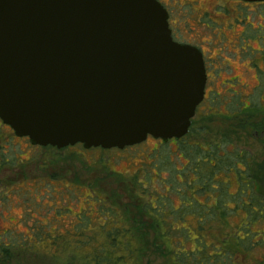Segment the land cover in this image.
I'll return each mask as SVG.
<instances>
[{"label": "water", "instance_id": "1", "mask_svg": "<svg viewBox=\"0 0 264 264\" xmlns=\"http://www.w3.org/2000/svg\"><path fill=\"white\" fill-rule=\"evenodd\" d=\"M206 85L158 0H0V119L34 146L180 140Z\"/></svg>", "mask_w": 264, "mask_h": 264}, {"label": "trees", "instance_id": "2", "mask_svg": "<svg viewBox=\"0 0 264 264\" xmlns=\"http://www.w3.org/2000/svg\"><path fill=\"white\" fill-rule=\"evenodd\" d=\"M263 83L256 88L259 103L252 99L250 106H242V101L239 114L264 109V94L260 92ZM210 96L209 93L202 106L212 102ZM193 136L192 128L180 140L166 143L158 140L150 165L144 168V180H139V175L133 181L136 188H141L137 192L141 211L153 221L155 239L162 245L159 251L169 264H264V193L259 189L251 153L234 147L226 138L218 144L204 146L191 140ZM16 139L12 130L0 129L1 176L23 168L28 162L18 153ZM47 178L51 181L31 177L19 184L0 178V213L20 205L25 212L19 222L29 231L20 237L11 235L12 228L0 233V264L16 261L21 264L25 254H37L43 262L51 261L50 264L58 261L60 264H139L141 250L127 216L92 189L90 194L84 192L83 186L74 184L51 189L52 181H59V177L53 174ZM153 189L157 192L151 194ZM44 195L49 199L47 203ZM51 198H59L61 204ZM89 198L97 205L96 217L100 219L97 225L91 222L97 220L93 218L95 211L86 207L65 233L53 234L50 242L32 246L30 236L34 231L52 232L49 222L45 224L37 216L42 210L60 206L70 214L71 209L64 205L84 200L91 207ZM29 218L35 221L30 226Z\"/></svg>", "mask_w": 264, "mask_h": 264}, {"label": "rangeland", "instance_id": "3", "mask_svg": "<svg viewBox=\"0 0 264 264\" xmlns=\"http://www.w3.org/2000/svg\"><path fill=\"white\" fill-rule=\"evenodd\" d=\"M158 1L168 11L170 29L175 36L202 50L210 75L208 91L212 102L204 104L198 111L193 124L194 136L190 139L210 146L226 138L234 147L249 151L254 172L259 178V189L264 193V109L248 110L237 115L243 106L242 101L251 105L250 100L253 103L252 99H257L259 103L256 88L264 81V3L242 0ZM260 92L264 94V88ZM211 107L213 110H208ZM1 143L5 145V142ZM14 143L22 159L28 162L23 168H15L5 176L1 174L0 178L17 181V184L31 177L46 178L50 182L51 179L47 177L54 174L59 177V181H52L51 189L60 190L67 184L83 186L86 194H90L92 189L127 216L128 225L133 228L141 250L139 264H169L159 251L162 245L155 239L152 219L141 211V200L137 195L141 188L133 185L139 175V180H144V168L150 165V156L154 155V150L159 146L158 140L149 138L139 146L106 151L84 150L80 147L38 149L24 139H16ZM30 184L36 186L35 183ZM160 186L163 187L162 184ZM150 192L153 194L157 191L153 189ZM43 199L46 203L49 200L45 195ZM51 201L60 203L59 198H51ZM90 202L91 207L84 200L62 204L71 209L70 214L60 206L42 210L37 216L45 224L49 222L48 227L52 232L45 229L34 231L35 234L30 236L32 246L50 242L54 238L53 234L65 233L76 215L86 207L95 211L93 218L97 220L91 222L97 225L100 220L96 217L97 205ZM24 212V208L18 204L7 211L3 210L0 213V233L7 228L14 229L11 235L16 237L29 232L19 222ZM29 219V226L35 223L34 219ZM21 260V264L51 262H43L37 254H25ZM13 264H18V261ZM53 264L60 263L58 261Z\"/></svg>", "mask_w": 264, "mask_h": 264}, {"label": "flooded vegetation", "instance_id": "4", "mask_svg": "<svg viewBox=\"0 0 264 264\" xmlns=\"http://www.w3.org/2000/svg\"><path fill=\"white\" fill-rule=\"evenodd\" d=\"M169 26H170V23H169ZM171 30H172V29H171ZM172 36H173V39H174L175 41H177V42H183V41L179 40L177 36H175L173 30H172ZM183 43H185V42H183ZM200 50H201V49H200ZM201 51H202V50H201ZM203 56H204V54H203ZM206 71H207V85H206V90H205V98H204L203 102L198 106L197 111H196V115H195V117L193 118V120H195V118L197 117V115H198V111L200 110L202 104H203L204 101L208 98L209 93H210V92L208 91V86H209V84H210V75H209V73H208L207 67H206ZM261 101H263V98L261 99ZM245 105H246V102H243V106H245ZM247 106H250V105H247ZM262 106H264V103L262 104ZM208 110L212 111L213 108L211 107V108H209ZM237 115H240V114L237 113ZM237 115H236V116H237ZM232 116H235V114H233ZM193 120H192V125H191V128H190V129L193 128V122H194ZM6 127H8L10 130H12V132L14 133V135H15V137H16L17 139H24V140H26L27 142H29V144H30L32 147H35V148H38V149H40V148H46V147H41V146H34V145H32L31 142H30V140H29V138H27V137H18V136L15 134L14 130H13L11 127H9L8 125L4 124L3 121L0 119V129H5ZM149 138H150V137H149ZM149 138H148V139H149ZM48 147H51V146H48ZM73 147H74V146H73ZM82 147H83V146H82ZM52 148H55V147H52ZM67 148H69V147H67ZM55 149H57V148H55ZM64 149H66V148H64ZM57 150H62V149H57Z\"/></svg>", "mask_w": 264, "mask_h": 264}]
</instances>
